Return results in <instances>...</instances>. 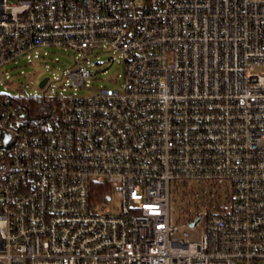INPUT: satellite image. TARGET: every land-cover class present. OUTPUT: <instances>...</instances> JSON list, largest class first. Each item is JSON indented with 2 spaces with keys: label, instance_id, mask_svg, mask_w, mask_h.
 I'll use <instances>...</instances> for the list:
<instances>
[{
  "label": "built area",
  "instance_id": "obj_1",
  "mask_svg": "<svg viewBox=\"0 0 264 264\" xmlns=\"http://www.w3.org/2000/svg\"><path fill=\"white\" fill-rule=\"evenodd\" d=\"M52 47L72 93L0 92V264H264V0H0V69Z\"/></svg>",
  "mask_w": 264,
  "mask_h": 264
},
{
  "label": "rangeland",
  "instance_id": "obj_2",
  "mask_svg": "<svg viewBox=\"0 0 264 264\" xmlns=\"http://www.w3.org/2000/svg\"><path fill=\"white\" fill-rule=\"evenodd\" d=\"M16 0H10L15 2ZM48 55L39 63L26 64L21 59L18 65L10 63L0 69V92L7 95L42 97L43 95H69L74 91L66 85L67 77H62L63 72L68 71L75 65L74 52L71 49L52 47L48 48ZM87 68L93 74L91 83L95 87L106 86L119 88L125 80V62L120 53L95 52L87 57ZM7 74L11 77L6 80ZM50 77L52 83L48 90L40 87V82ZM88 90L79 89L80 95H85ZM109 207H115L111 202ZM179 212L173 206L171 209L172 225L179 224ZM193 238V237H191Z\"/></svg>",
  "mask_w": 264,
  "mask_h": 264
},
{
  "label": "trees",
  "instance_id": "obj_3",
  "mask_svg": "<svg viewBox=\"0 0 264 264\" xmlns=\"http://www.w3.org/2000/svg\"><path fill=\"white\" fill-rule=\"evenodd\" d=\"M51 107L52 105L49 104V101L45 98H32L28 102V105L24 106L31 118L36 120L47 115Z\"/></svg>",
  "mask_w": 264,
  "mask_h": 264
},
{
  "label": "water",
  "instance_id": "obj_4",
  "mask_svg": "<svg viewBox=\"0 0 264 264\" xmlns=\"http://www.w3.org/2000/svg\"><path fill=\"white\" fill-rule=\"evenodd\" d=\"M47 82V78L40 83V87L43 88Z\"/></svg>",
  "mask_w": 264,
  "mask_h": 264
}]
</instances>
